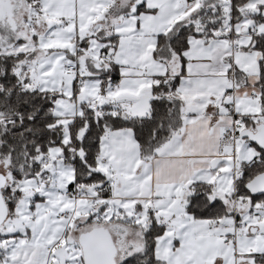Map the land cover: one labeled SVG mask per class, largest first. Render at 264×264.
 Instances as JSON below:
<instances>
[{
	"label": "snow or ice",
	"instance_id": "obj_1",
	"mask_svg": "<svg viewBox=\"0 0 264 264\" xmlns=\"http://www.w3.org/2000/svg\"><path fill=\"white\" fill-rule=\"evenodd\" d=\"M0 264H264V0H0Z\"/></svg>",
	"mask_w": 264,
	"mask_h": 264
}]
</instances>
